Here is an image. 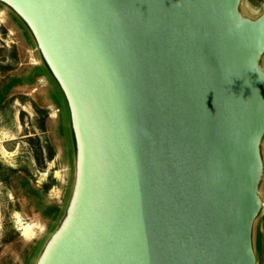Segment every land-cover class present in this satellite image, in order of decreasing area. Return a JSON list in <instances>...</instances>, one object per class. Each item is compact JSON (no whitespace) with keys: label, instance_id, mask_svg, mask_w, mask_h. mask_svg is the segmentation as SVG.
I'll return each mask as SVG.
<instances>
[{"label":"water","instance_id":"obj_1","mask_svg":"<svg viewBox=\"0 0 264 264\" xmlns=\"http://www.w3.org/2000/svg\"><path fill=\"white\" fill-rule=\"evenodd\" d=\"M0 2L33 33L76 148L70 216L38 264H255L264 12L241 21L239 0Z\"/></svg>","mask_w":264,"mask_h":264},{"label":"rangeland","instance_id":"obj_2","mask_svg":"<svg viewBox=\"0 0 264 264\" xmlns=\"http://www.w3.org/2000/svg\"><path fill=\"white\" fill-rule=\"evenodd\" d=\"M236 15L256 22L264 0H239ZM264 72V53L257 61ZM27 24L0 2V264H38L70 216L77 183L73 129ZM55 83H54V81ZM251 223L255 264H264V134ZM263 203V204H262Z\"/></svg>","mask_w":264,"mask_h":264},{"label":"trees","instance_id":"obj_3","mask_svg":"<svg viewBox=\"0 0 264 264\" xmlns=\"http://www.w3.org/2000/svg\"><path fill=\"white\" fill-rule=\"evenodd\" d=\"M46 70H47V68H46ZM47 72H48V70H47ZM50 76H51V74H50ZM54 83H55V81H54ZM55 85H56V88H57V96L56 97L59 100L60 108L63 109V110H65V112H67L68 118L70 119L69 108H68V105H67L65 96H64L63 92L61 91L60 87L58 86V84L55 83Z\"/></svg>","mask_w":264,"mask_h":264},{"label":"bare ground","instance_id":"obj_4","mask_svg":"<svg viewBox=\"0 0 264 264\" xmlns=\"http://www.w3.org/2000/svg\"><path fill=\"white\" fill-rule=\"evenodd\" d=\"M259 75L261 76V89H262V91H263V93H264V72H260ZM261 171H262V170H261ZM262 204H263V203H262ZM258 205H260L261 207L263 206V205H261V202H260V204L258 203ZM48 243L50 244V241H49ZM48 243H47V245H48ZM51 244H52V243H51ZM53 244H54V243H53ZM53 244H52V245H53ZM47 245H46V246H47ZM52 245H51V246H52ZM46 246H45V248H46ZM44 250H45V249H44ZM44 250H43V251H44Z\"/></svg>","mask_w":264,"mask_h":264}]
</instances>
